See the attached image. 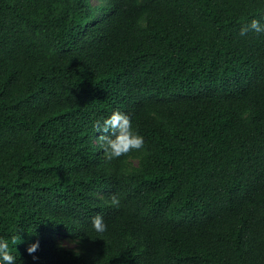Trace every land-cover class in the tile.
<instances>
[{
  "label": "trees",
  "instance_id": "1",
  "mask_svg": "<svg viewBox=\"0 0 264 264\" xmlns=\"http://www.w3.org/2000/svg\"><path fill=\"white\" fill-rule=\"evenodd\" d=\"M253 17L264 0H0V235H17L16 264H264ZM116 109L145 144L106 160L93 123Z\"/></svg>",
  "mask_w": 264,
  "mask_h": 264
},
{
  "label": "clouds",
  "instance_id": "2",
  "mask_svg": "<svg viewBox=\"0 0 264 264\" xmlns=\"http://www.w3.org/2000/svg\"><path fill=\"white\" fill-rule=\"evenodd\" d=\"M249 29L257 33L264 32V23L253 17L246 25L241 27L240 34L244 35ZM93 127L100 133L96 136V139L106 160L116 159L132 150H143L144 148L143 135L134 129L129 115L119 109L113 110L106 118L95 121ZM111 203L118 205L119 199L113 195ZM91 226L97 233H103L107 228L103 216L99 213L92 217ZM16 240V234L10 237L0 235V264H16L17 257L10 250V241L15 243ZM38 247L39 240H36L28 244L26 251L32 254L35 253ZM20 264H22V261H20Z\"/></svg>",
  "mask_w": 264,
  "mask_h": 264
},
{
  "label": "rangeland",
  "instance_id": "3",
  "mask_svg": "<svg viewBox=\"0 0 264 264\" xmlns=\"http://www.w3.org/2000/svg\"><path fill=\"white\" fill-rule=\"evenodd\" d=\"M64 245L69 247V248H73L75 245L73 243H69L68 241L64 240Z\"/></svg>",
  "mask_w": 264,
  "mask_h": 264
}]
</instances>
